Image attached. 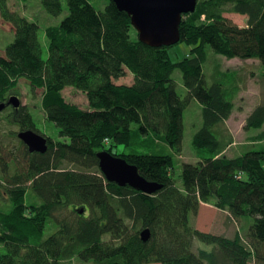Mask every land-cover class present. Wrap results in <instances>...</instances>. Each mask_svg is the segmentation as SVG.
<instances>
[{"label":"trees","instance_id":"obj_1","mask_svg":"<svg viewBox=\"0 0 264 264\" xmlns=\"http://www.w3.org/2000/svg\"><path fill=\"white\" fill-rule=\"evenodd\" d=\"M7 1L0 0V17L15 33L0 56V102L26 80L32 92L41 91L42 108L63 141L49 139L45 154L32 155L18 137L35 129L32 117L16 112L21 119L15 136L23 152L13 158L14 173L0 152V264H69L74 258L95 264H264V147L225 155L233 143L223 128L234 110L235 83L216 77L209 84L203 69L210 49L229 60H258L264 82V0H198L195 12L182 16L178 43L192 50L178 63L171 61L172 46L152 48L132 39L131 18L113 1L99 12L91 0H40L55 17L68 8L63 22L45 31V59L39 26ZM227 6L247 18L245 27L224 16ZM176 70L185 97L177 93ZM127 72L134 82L116 84ZM67 87L83 92L89 107L67 102ZM192 100L203 107V127L192 142L200 160L183 164L178 182L172 175L174 155L182 152L183 115ZM263 126L264 104L244 128ZM120 145L125 150L115 156L161 185L156 193L120 187L101 175L97 154H112ZM67 162L79 170H64ZM31 191L42 201L27 207ZM203 203L238 220L252 217L246 240L239 232L228 238L195 228L191 216ZM70 206L84 207L87 215L57 223L51 235L49 222L55 225V213ZM145 229L151 232L148 242L141 239ZM195 240L212 250L194 251Z\"/></svg>","mask_w":264,"mask_h":264},{"label":"rangeland","instance_id":"obj_2","mask_svg":"<svg viewBox=\"0 0 264 264\" xmlns=\"http://www.w3.org/2000/svg\"><path fill=\"white\" fill-rule=\"evenodd\" d=\"M112 0H91V4L97 11H104L105 7ZM7 6L17 12L20 16L25 17L29 21L36 23L39 30V40L43 48V57L48 59V40L45 35V31L50 26H57L63 22V19L68 15V8L65 6L63 14L55 17L50 15L42 7L40 0H28L27 2H21L20 0H8ZM231 6H227L224 12V16L230 19L233 23L240 27L246 26L247 18L239 14L230 11ZM14 33L12 25L5 23L0 17V56H4L5 50L14 42ZM139 32L133 27L131 30V36L139 37ZM171 47V46H162ZM161 48V47H160ZM192 47L185 42H180L169 49V55L173 63H178L189 57ZM204 74L209 84H213L216 77L224 78L226 82L232 83L233 93H231L234 102V110L229 119L224 124V130L228 131L233 137V143L227 148L225 155L227 157H236L243 154L250 149H260L264 147V140H259V136L264 131V126L260 130H245V125L250 114L256 109V107L264 104V82L262 80V68L258 60H241L239 58L227 59L223 56L214 54L208 49V60L203 66ZM217 74L215 77V70ZM173 79L176 82L177 93L185 97L188 92L182 84V74L179 70H176L173 74ZM134 82V77L131 73L127 72V75L120 80L116 81L118 85H131ZM31 85L26 80L19 82L18 90L12 92L7 101L0 102L5 104L4 109L0 111V152L9 158L10 173H14L16 168L13 164L16 156H20L23 152L20 145L21 142L16 138L15 133L20 132V126L17 125L18 120L21 119L20 115L16 112H28L32 117V123H34L35 129H31L37 134L42 133L47 136L54 144L63 141L59 137L58 127L54 122H50L47 119L44 109L42 108V94L40 90L35 92L31 91ZM65 100L69 103L76 104L82 109L89 107L86 95L73 88L67 87L63 91ZM17 97L20 102V107L15 108L9 99ZM11 114L13 116H11ZM18 115V116H17ZM184 120V138L182 142V152L174 155L175 169L172 173L174 178L180 182L179 176L181 167L183 164H196L200 158L197 152L194 150L192 142L194 135L203 127V107L196 101L192 100L185 110L183 115ZM138 129L137 125H133V130ZM39 131V132H37ZM257 138V139H256ZM105 143L109 141L106 139ZM125 150L124 146H117L113 149L112 155H120ZM169 151V150H168ZM37 153V152H36ZM40 154V153H37ZM111 154V153H110ZM10 156V157H9ZM117 157V156H115ZM99 166V165H98ZM64 170H79L73 163H64ZM19 169V167H18ZM21 169V168H20ZM19 169V170H20ZM100 169V168H99ZM100 173H102L100 171ZM103 175V174H101ZM104 176V175H103ZM27 197L25 205L27 207L37 206L42 200L36 197L32 191ZM81 207H61L59 211L55 213V225L49 222L51 228V235L58 230L57 223H66L78 216L77 210ZM10 209V208H9ZM80 216H86L79 214ZM254 223V219L249 216L235 219L231 216L228 210H220L213 204L203 203L201 205L198 215L191 216V224L198 230L204 233H210L213 235H222L228 238H233L237 232L246 237L249 233V229ZM50 234L47 233V237ZM212 246L204 244L200 241L194 242V251L206 250L211 251ZM4 253V248L0 246V254ZM69 264H95L93 261H83L79 258L70 260Z\"/></svg>","mask_w":264,"mask_h":264},{"label":"water","instance_id":"obj_3","mask_svg":"<svg viewBox=\"0 0 264 264\" xmlns=\"http://www.w3.org/2000/svg\"><path fill=\"white\" fill-rule=\"evenodd\" d=\"M117 8L126 12L131 18L132 26L139 32V41L152 48L174 46L180 41V24L184 14L196 10L198 0H112ZM13 107H20L17 97L9 99ZM6 105H0V111ZM19 139L30 153L45 154L48 149L47 138L32 130L22 131ZM99 168L105 179L120 187L129 186L137 191L152 195L161 185L149 182L142 177L134 165L120 157H115L107 151L97 154ZM84 214L85 208L77 210ZM151 238L149 229L141 232L143 242Z\"/></svg>","mask_w":264,"mask_h":264},{"label":"flooded vegetation","instance_id":"obj_4","mask_svg":"<svg viewBox=\"0 0 264 264\" xmlns=\"http://www.w3.org/2000/svg\"><path fill=\"white\" fill-rule=\"evenodd\" d=\"M37 132H39V131H37ZM39 135H42V136H44V137H46L47 138V141H48V145H49V142H50V140H49V138L47 137V136H45V135H43L42 133H40L39 132ZM28 149V148H27ZM29 151V150H28ZM37 153H32V155H36Z\"/></svg>","mask_w":264,"mask_h":264}]
</instances>
